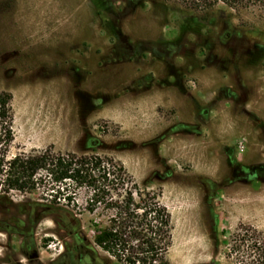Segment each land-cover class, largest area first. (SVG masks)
Listing matches in <instances>:
<instances>
[{"label":"rangeland","instance_id":"374dc122","mask_svg":"<svg viewBox=\"0 0 264 264\" xmlns=\"http://www.w3.org/2000/svg\"><path fill=\"white\" fill-rule=\"evenodd\" d=\"M0 90L13 95L10 156L91 152L162 194L169 264H258L264 241V11L184 0H0ZM0 201V264L72 249L39 190ZM72 209L85 231L87 191ZM240 233L241 236H237ZM100 256L108 257L100 251ZM79 264V263H78ZM111 264H120L111 257Z\"/></svg>","mask_w":264,"mask_h":264},{"label":"trees","instance_id":"16d2710c","mask_svg":"<svg viewBox=\"0 0 264 264\" xmlns=\"http://www.w3.org/2000/svg\"><path fill=\"white\" fill-rule=\"evenodd\" d=\"M184 1L196 10L225 8L231 15L251 7L264 11V0ZM12 100L10 91L0 90V201L12 203L13 191L42 190L51 196L47 202H31L29 216L36 222L54 216L67 230L72 249L68 258L59 257L53 264H111V257L120 264H169L173 223L161 192L142 187L120 160L96 149L97 141L91 152L48 147L10 156L15 139ZM82 188L87 191L85 210L106 218L90 220L92 233L83 229L77 213L58 201L64 197L75 204ZM257 249L258 264H264V241ZM100 251L108 257L100 256Z\"/></svg>","mask_w":264,"mask_h":264}]
</instances>
